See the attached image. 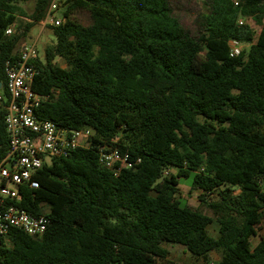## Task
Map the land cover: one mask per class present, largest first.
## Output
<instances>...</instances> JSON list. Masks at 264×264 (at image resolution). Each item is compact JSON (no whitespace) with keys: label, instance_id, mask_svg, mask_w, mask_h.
<instances>
[{"label":"trees","instance_id":"1","mask_svg":"<svg viewBox=\"0 0 264 264\" xmlns=\"http://www.w3.org/2000/svg\"><path fill=\"white\" fill-rule=\"evenodd\" d=\"M28 1L0 0V93L6 63L19 60L51 2L36 0L17 24ZM61 4L55 42L35 60L32 87L45 98L36 113L61 128L93 129V144L52 157L33 175L37 189L18 187L19 206L50 222L41 236L11 230L0 264H175L166 243L202 264H264V237L252 244L264 220V0H208L198 37L170 0ZM76 10L91 24L73 20ZM231 40L249 48L231 57ZM106 146L134 167L115 175L102 166ZM8 150L0 114V162ZM181 179L213 216L181 199Z\"/></svg>","mask_w":264,"mask_h":264},{"label":"built area","instance_id":"2","mask_svg":"<svg viewBox=\"0 0 264 264\" xmlns=\"http://www.w3.org/2000/svg\"><path fill=\"white\" fill-rule=\"evenodd\" d=\"M57 10L58 4L51 1L41 24L61 25L64 18L56 15ZM238 23L243 25L244 21L239 19ZM12 32L13 27L7 28V35ZM229 48L230 56L236 57L243 51L244 44L231 40ZM38 57L35 44L23 43L19 60L6 63V93H0V114H3L9 136V150L0 162V247L7 242L11 230L41 236L50 222L46 215H35L19 206L18 187L27 185L37 189L39 184L33 175L52 157H66L76 149H89L93 144V129L61 128L37 115L36 110L45 99L32 87L39 74L35 64ZM99 162L115 175L134 167L128 155L107 146L100 148Z\"/></svg>","mask_w":264,"mask_h":264},{"label":"rangeland","instance_id":"3","mask_svg":"<svg viewBox=\"0 0 264 264\" xmlns=\"http://www.w3.org/2000/svg\"><path fill=\"white\" fill-rule=\"evenodd\" d=\"M53 1V0H51ZM58 4V10L56 15L58 17L63 16L66 8L61 4V0H54ZM208 0H170L173 15L180 20L181 24L191 33L192 36L198 37L201 34L200 26V14L205 12L207 7L206 3ZM237 1V0H234ZM36 0H29L28 2L22 3L21 7L24 11V14L18 16L17 24L23 23L29 20L30 15L32 14L35 7ZM64 6V7H63ZM72 19L77 23H80L84 26L91 24L90 13L87 10H76L72 14ZM246 24L250 25L252 28L258 30V26L254 23L251 18H241ZM52 25L46 24L43 26L40 23L36 24L28 33L27 37L22 40L23 43L35 44L36 50L38 51L39 56L43 59L45 54V47L47 45L53 44L55 42V36L53 30L51 29ZM22 43V44H23ZM21 46V44H20ZM19 46V49H20ZM249 45L244 44V49H248ZM62 64L61 60H58ZM175 173V170L171 171ZM180 184V197L182 200L186 201L188 207L192 210H197L205 215L213 216V212L209 209L207 203H202L198 196L199 192L193 191L189 186V179H181ZM264 189V182L262 184ZM238 193V192H236ZM218 232L217 223H213L209 227V233L211 235H216ZM264 237V220L259 229L258 235L253 238L252 244L255 246L261 239ZM164 247L169 250V258L175 264H202L203 259H198L193 257L184 246L181 245H172L164 244ZM212 261H218L220 259V253L212 252L210 254Z\"/></svg>","mask_w":264,"mask_h":264},{"label":"crops","instance_id":"4","mask_svg":"<svg viewBox=\"0 0 264 264\" xmlns=\"http://www.w3.org/2000/svg\"><path fill=\"white\" fill-rule=\"evenodd\" d=\"M217 235V234H216ZM216 235H214V236H216Z\"/></svg>","mask_w":264,"mask_h":264},{"label":"water","instance_id":"5","mask_svg":"<svg viewBox=\"0 0 264 264\" xmlns=\"http://www.w3.org/2000/svg\"><path fill=\"white\" fill-rule=\"evenodd\" d=\"M0 87H1V85H0Z\"/></svg>","mask_w":264,"mask_h":264}]
</instances>
